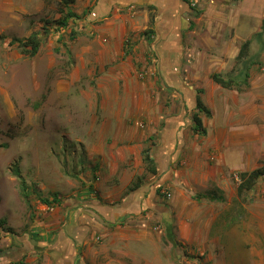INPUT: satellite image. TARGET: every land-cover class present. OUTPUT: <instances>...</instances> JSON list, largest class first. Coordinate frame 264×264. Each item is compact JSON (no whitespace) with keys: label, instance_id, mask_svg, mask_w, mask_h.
I'll return each mask as SVG.
<instances>
[{"label":"rangeland","instance_id":"rangeland-1","mask_svg":"<svg viewBox=\"0 0 264 264\" xmlns=\"http://www.w3.org/2000/svg\"><path fill=\"white\" fill-rule=\"evenodd\" d=\"M66 1L0 0V221L5 219L11 231L0 229V251L18 249L22 264H66L70 254L63 244L57 246V239L72 212L87 210L102 224L112 225L116 220L108 218V223L98 211L120 208L121 200L132 192L128 174L120 172L124 151L135 155L144 146L145 158L161 136L163 146L165 142L170 147L182 135L189 143L181 140L175 145L174 158L180 155L168 170L183 174L181 183L172 185L168 173L163 171L161 176L157 165L156 174L146 165L140 175L132 164L131 184L144 185L153 198L147 210L155 211L144 229L148 238L144 246L135 243L141 238L138 224L112 227L111 235L99 233L101 239L76 248L72 263L264 264V175L252 183L251 190L238 193L242 174L264 169V123L259 131L251 124L243 129L252 143H234L232 152L226 151L227 168L224 151L213 145V137L194 130L195 96L186 100L179 96L168 85L178 86L181 80L168 84L164 67L156 63L163 60L157 32L160 21L146 27L140 12H135L144 7L130 9L121 3L118 12L96 16L98 0H75L69 8L82 19L57 32L54 26L64 16ZM189 14L180 38L184 52L193 32L190 22L199 17ZM132 23L136 31L131 30ZM115 25L123 33L119 38L107 33ZM122 25L129 29L127 33ZM33 34L42 45L38 55L30 58L12 42ZM258 36L252 41L260 43L256 54L263 60V73L264 32ZM116 44L122 47L118 54L113 51ZM138 45L144 48L135 51ZM179 70L182 76L183 66ZM204 97L216 113L227 109L215 94ZM232 110L237 117L227 119L229 125L240 121L238 109L232 106ZM171 116L182 119L174 122L173 129L166 119ZM200 116L209 128L206 115ZM119 119L128 123L110 129ZM193 154L198 158L196 175L209 172L198 176L196 183L188 181L192 175L188 159ZM16 166L20 178L14 174ZM116 166L118 172L109 175ZM159 184L170 197H165ZM220 195H225L224 201L218 199ZM55 196L61 204L54 203ZM124 236L131 240L123 241ZM19 261L1 258L0 264Z\"/></svg>","mask_w":264,"mask_h":264},{"label":"crops","instance_id":"crops-1","mask_svg":"<svg viewBox=\"0 0 264 264\" xmlns=\"http://www.w3.org/2000/svg\"><path fill=\"white\" fill-rule=\"evenodd\" d=\"M188 2L189 5L184 0H98L95 12H97L96 16L101 15L103 12L113 14L119 11L118 3H121V6L131 7L130 9H135L137 6L144 7L143 10L135 12H140L138 14L144 18L146 27L148 23L150 24L151 14L155 17L157 23L158 20L160 21L159 24L161 26H157V32L163 50V60H161L160 63L156 61V63L158 66L162 65L164 67L163 71L167 73L165 79L168 80V84L170 81L174 83L181 80L182 83L178 84V86H172L171 84L168 86L174 87L178 95L183 96L185 100L187 96H189L188 98H194L195 96L196 100L197 92L202 91L201 99L205 106L212 112V116L210 118L207 117L210 121L209 128L207 123L202 120L203 125L207 131L208 137H213V145H215L217 149L220 148L224 151V157L226 159L223 163H225L228 168L230 167V163L226 157V151L230 150L232 152L234 143L239 142L247 145L252 143L250 137L243 129H248V125L250 126L251 124L250 128L256 127L259 131V127H262L261 123H264V72L262 73L260 71L263 60H260L258 54H256L258 49L257 46L260 47V43L258 44L257 42V44H255L252 41L254 35H259L258 37L263 36L264 0H188ZM190 4L192 8L200 12V15L198 18L193 19V22H190V24L193 23L196 26L191 30L193 32L188 35V41L185 44L186 51L184 52L182 49L183 43L180 38L183 27L186 26L184 17H189V13L193 12V10L190 9ZM149 7H152L153 10L150 11ZM159 17H161V19H159ZM164 19L166 21H163ZM131 26V30H137L134 23H132ZM118 27L119 26L115 25L110 28L111 30L107 32L110 37L119 38L123 34L122 32H118L120 31L117 29ZM123 28L125 33H127L129 29L124 26ZM247 42H251V44L248 48L243 49ZM114 48L113 51L117 54L122 50V47L119 48L117 44ZM136 48L135 51L140 48L143 49L144 47L143 45H138ZM240 55H243L242 59H240ZM183 56L186 59L185 62L181 60ZM181 66H183L182 76H180V72L182 71L179 70ZM262 71H264V68ZM214 74L226 75L227 79L239 77L241 81H243L245 74H249L250 77L247 82L248 87L244 86L240 92L236 89L228 90L222 88L212 80L211 76ZM209 93L211 95L215 94L218 99L220 98L223 102H226L227 109L223 112L219 111L216 113L212 106H208L204 102L206 98L204 95ZM232 106L237 108L240 112V121L235 125H229L230 123L227 124V119L232 120L237 117L232 114ZM194 112L193 119L197 110L195 109ZM170 115H173V112ZM221 116L226 118L225 122L220 120ZM166 119L173 123L171 124L172 129L174 128V122L182 121L179 116H171V118ZM117 123H119V125H117ZM127 123L128 122L119 119L116 121V125H112L109 128H118ZM237 128L241 131L236 130ZM181 136H178L179 140L176 139L175 141L174 138H172L174 143L170 147V144L165 142L163 146L161 136L159 144L153 148L152 152L150 149V153L148 152V156L154 160L155 165L162 170L160 175H163V171L167 172V181L172 185H174V183H181L179 179L183 176V174H179V172L173 169V173L168 172L169 167L172 166L173 162L176 161L180 155L179 152L174 158L175 145L179 141L181 142V140V144L189 143V140L185 141L184 136ZM231 138L236 139V142L232 141ZM136 150L138 153L135 155H128V151H124L120 159V161L125 164L120 172H124L126 175L128 174L126 180L129 181V183L127 186L130 187V185H132V192L128 194L125 200H121L120 208L114 210L107 209L108 213L98 211L99 215L108 223H110L108 218L115 219L116 222L114 224H102L94 218L95 215L93 213L87 210L81 209L72 212L70 221L66 224L64 231L60 233L59 239H57V246L63 244L70 254V259L66 264H73L72 261L76 258L75 255L77 254L76 248L80 246L82 248L85 246L87 247V242L90 240H97L100 235L99 233H102L103 236L111 235L112 227L122 229L124 225L136 226L135 224H138L139 228L137 230H141L142 232L140 231L139 233L141 234V238L137 237L139 240L135 239L139 242L135 243L144 246L142 242L148 241V238L143 233L148 225L147 220L151 219L155 211L151 213L152 211L147 210L152 208L153 198L151 194L147 195L145 190H143L144 185L140 187L138 184H131L133 177L132 164H134L135 171L141 173L140 175L146 172V164L144 163L142 155L144 146H142L140 150ZM200 156L202 157V154H200ZM188 162V168L192 171V175L189 176V182L192 181L196 183L195 180L198 179V176L205 177V175L209 173L207 170L205 175L202 173L196 175L198 171L195 168L196 162H198L197 154L189 155ZM117 172L118 167L116 166L113 170H110L109 175H115ZM103 175L106 177L105 173H103ZM159 187H161L160 184ZM216 192L221 193L218 189H216ZM224 197L225 195H220L218 199L224 201ZM157 203H160L159 200ZM91 214L94 217L90 216ZM145 215L147 216L144 217ZM136 216H138L139 219L132 221V218L134 219ZM92 231L94 233H91ZM122 239L125 242L131 240L130 236H124ZM130 243L131 242H129V245ZM132 243H134V241ZM91 247L92 244L89 245L88 250L86 249L87 254L91 253ZM87 254L86 259H88ZM95 264H100V262H95Z\"/></svg>","mask_w":264,"mask_h":264},{"label":"trees","instance_id":"trees-1","mask_svg":"<svg viewBox=\"0 0 264 264\" xmlns=\"http://www.w3.org/2000/svg\"><path fill=\"white\" fill-rule=\"evenodd\" d=\"M184 1L189 5L188 0H184ZM73 3H75V0H69V2L66 1L65 5H67V6L64 7L65 8L64 9L65 10L64 16L59 21H57L55 23V26H54L55 29L57 30V32L61 31L62 29L68 28L69 24H70V22L72 20H80V19H82L81 16H79L78 14L73 12L71 10V8H69V5L73 4ZM149 8H150V11L153 10L152 7H149ZM190 9L193 10V12L195 13V17L200 15V12H198L195 8H192L191 4H190ZM88 14H89V11H85L84 12V16H87ZM150 24L152 26H155V24H156L155 17L152 14L150 15ZM194 27H195V24L191 23L190 24V31L193 30ZM262 30L264 31V23H263V29ZM152 32H153V30H152ZM12 44L13 45L17 44L18 49H20V51H21V53L23 55L28 56L30 58H35L38 55L39 51H40V48H41V45H42V39L37 34H33L31 37H29L26 40H14L12 42ZM250 44H251V42H247L244 45L243 49L248 48ZM242 58H243V55H240V59H242ZM211 77H212V80L216 84L220 85L222 88H225V89H228V90L236 89L239 92L242 91V87H241L242 84L240 83L239 77H234V78H228L227 79V76L220 75V74H214ZM249 77H250L249 74H245V77L243 78V85H245L246 87H248V83L247 82H248V78ZM201 94H202V91H198L197 92V97H196V110H197V113L194 115L193 123H194V129H195L196 132L206 135L207 131H206L204 125H203L202 119L200 118V114L201 113L205 114L206 117L210 118L212 116V112L203 103V101L201 99ZM1 147L5 148L6 146L3 145ZM144 162L149 167V171L152 174L153 173L156 174V171L154 169V167H155L154 160H152L147 155L144 158ZM14 174L18 178L21 177L20 169H19L18 166H16L14 168ZM263 175H264V169L256 170V171L252 172L251 174H242L241 175V179L243 180V182L238 187V193L240 194L245 189L251 190L252 189V183L256 182L257 180H259ZM25 188H26L25 183L22 182V190H23V193L27 197ZM204 198H209V197L205 196ZM209 199L215 200V198H212V197H210ZM220 200H222V199H220ZM44 202H45L46 205L50 204V202L48 200H44ZM54 203H57V204L60 203L61 204V202L58 199V196H55ZM0 229L2 231L11 232L9 229L6 228V220L5 219L0 221ZM20 253H21V251H19L18 249L17 250L16 249H11L10 251L8 250V251H5V252L0 251V259L1 258H7L9 261L17 263L19 261V259H20V255H19ZM20 261H19V263H20ZM20 264H22V263H20Z\"/></svg>","mask_w":264,"mask_h":264},{"label":"built area","instance_id":"built-area-1","mask_svg":"<svg viewBox=\"0 0 264 264\" xmlns=\"http://www.w3.org/2000/svg\"><path fill=\"white\" fill-rule=\"evenodd\" d=\"M162 193L165 195V197H170V193L168 192V190L166 188H162Z\"/></svg>","mask_w":264,"mask_h":264},{"label":"clouds","instance_id":"clouds-1","mask_svg":"<svg viewBox=\"0 0 264 264\" xmlns=\"http://www.w3.org/2000/svg\"><path fill=\"white\" fill-rule=\"evenodd\" d=\"M161 189H162V187H161Z\"/></svg>","mask_w":264,"mask_h":264}]
</instances>
